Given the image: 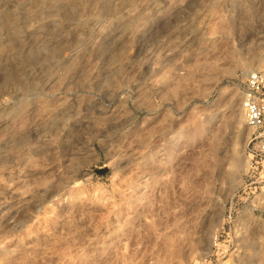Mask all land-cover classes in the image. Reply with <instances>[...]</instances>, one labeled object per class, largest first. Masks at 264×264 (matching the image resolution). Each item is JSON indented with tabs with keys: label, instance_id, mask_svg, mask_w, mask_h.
Masks as SVG:
<instances>
[{
	"label": "rangeland",
	"instance_id": "374dc122",
	"mask_svg": "<svg viewBox=\"0 0 264 264\" xmlns=\"http://www.w3.org/2000/svg\"><path fill=\"white\" fill-rule=\"evenodd\" d=\"M256 72L264 0H0V264H264Z\"/></svg>",
	"mask_w": 264,
	"mask_h": 264
},
{
	"label": "built area",
	"instance_id": "2783aa9c",
	"mask_svg": "<svg viewBox=\"0 0 264 264\" xmlns=\"http://www.w3.org/2000/svg\"><path fill=\"white\" fill-rule=\"evenodd\" d=\"M244 124L252 130L247 145L250 172L264 170V74L251 73L243 87L241 101Z\"/></svg>",
	"mask_w": 264,
	"mask_h": 264
}]
</instances>
